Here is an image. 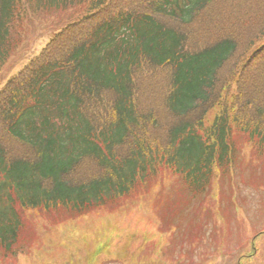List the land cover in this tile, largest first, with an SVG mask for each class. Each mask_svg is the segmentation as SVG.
Returning <instances> with one entry per match:
<instances>
[{
	"label": "trees",
	"instance_id": "16d2710c",
	"mask_svg": "<svg viewBox=\"0 0 264 264\" xmlns=\"http://www.w3.org/2000/svg\"><path fill=\"white\" fill-rule=\"evenodd\" d=\"M76 8L86 16L74 22ZM59 12L70 20L53 21L62 29L39 58L49 81L0 130V250L14 261L39 236L34 217L56 225L115 211L166 181L175 186L168 206L194 197L216 164L232 162V127L264 152V0H0V57L22 44L31 16ZM70 84L114 101L117 123L86 121ZM21 99L4 89L0 116ZM18 136L36 158L9 154Z\"/></svg>",
	"mask_w": 264,
	"mask_h": 264
},
{
	"label": "rangeland",
	"instance_id": "374dc122",
	"mask_svg": "<svg viewBox=\"0 0 264 264\" xmlns=\"http://www.w3.org/2000/svg\"><path fill=\"white\" fill-rule=\"evenodd\" d=\"M263 164L264 160H259L256 162L257 167L249 166L248 172H245L248 175H244L245 179H243L244 181H247V183L248 181H255L258 189L264 192ZM228 181H230V190L227 188L228 195L230 194V191L232 195H238L239 201H241L244 206L242 207V212L237 214L236 204L232 198L230 202L231 208L235 213L234 215L233 212H228L226 210L227 205L224 202L222 203L223 214L230 220L231 233L228 239H226L227 248L225 250V257L218 254L216 251V245L218 244L217 239L219 241V237L221 236V234L219 235V233H217V231L220 230V227L217 226L219 224H217L214 227H208L206 241H204L201 246H199V249H191L193 252L189 251L188 249L183 250L184 259L182 264H236L240 250L239 245H241L244 240L255 236V232L258 229L264 228V215H261L262 213H260V208L264 212V207L261 203L262 195H260L257 190L252 188L249 183L248 185L241 187L243 182L237 179V176L234 173L230 174ZM165 186H168L167 181L165 182ZM166 187L161 192L160 202L158 204L153 203L150 210H143V205H138L132 206V209H130L126 214L124 213L120 216L118 214L104 213L100 216L98 215L94 219L77 222L82 229H86L84 231L85 237L91 240V247L89 250L93 251L94 247L101 250L98 252L99 258L97 264H176L175 257L172 255V253L168 254L167 257L161 256L159 254L149 256L148 253L145 258L143 255L144 251L141 247L146 244L145 242L151 244L154 239L158 242V246H153L152 248L155 250L154 253H157V249L162 248L168 235L173 234L174 232L181 234L182 231L186 229L189 222L190 224L194 225L200 220V218L204 221L210 219H212L214 222L216 221L213 213H211L210 210L216 212L218 210L217 204L211 207L208 211L207 209H202V207H200L204 200L200 201L201 203L198 208L197 203L193 204L192 207H190V205L183 206L175 217L172 216L168 209L170 193ZM174 187L175 186L172 188L174 189ZM225 189L226 187L223 190ZM225 194L226 191H223L222 200ZM208 195L209 193L206 195V197ZM178 199H180V196H177L176 200ZM202 205H206L207 207L210 205V201H205ZM246 208L253 209L250 210V212L252 213L251 219L254 224L251 223ZM199 210L204 212L202 217L200 214H198ZM105 217L109 218L105 219ZM234 217L239 223L234 221ZM204 221L200 222L203 223ZM40 227L43 228L44 226ZM203 228L206 229L204 224L202 226V230ZM81 244L83 245L84 243L82 242ZM261 246L264 248V243H261ZM143 248L150 249V246H145ZM54 252H57V250L54 249ZM201 253L202 255H200ZM32 254L33 257H28L27 261H22L20 263L37 264V262H63L62 258H52V260H48L41 258L42 254ZM59 257L63 256L61 255ZM177 257L178 256L176 255V258ZM80 258L84 260L83 257ZM95 261L96 256L89 255L87 259L88 264H92ZM14 262L17 261L12 259L9 260L8 263L6 262V264H14ZM263 263L264 250H261L258 256L255 257L254 260L250 262V264Z\"/></svg>",
	"mask_w": 264,
	"mask_h": 264
}]
</instances>
